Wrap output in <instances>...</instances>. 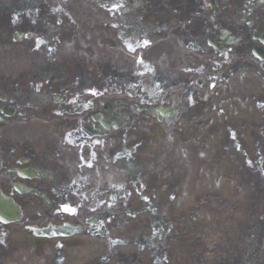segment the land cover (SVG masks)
Wrapping results in <instances>:
<instances>
[{
    "label": "flooded vegetation",
    "instance_id": "af4514ba",
    "mask_svg": "<svg viewBox=\"0 0 264 264\" xmlns=\"http://www.w3.org/2000/svg\"><path fill=\"white\" fill-rule=\"evenodd\" d=\"M86 1L67 0L64 10L55 5L60 0L23 2L30 16L15 25L0 22L1 44L29 52L35 43L33 50H41L23 69L11 72L0 64V190L21 211L20 223H0V264H170L163 244L166 236L178 234L191 246L187 256L175 248L176 263L194 264L191 255L205 250V238L213 232L205 230L202 215L190 219L195 213L188 202L161 207L156 197L153 206L138 204V238L124 239L129 218L124 219L119 199L127 198L125 188L146 173L140 159L154 166L161 156L143 148L135 152L136 144L127 148L125 136L220 135L221 124L237 134L255 133L262 118L251 107L246 118L239 111L217 117V98L202 99L211 73L215 81L230 82L236 74L264 71V42L258 39L264 11L257 10L264 0H250L257 3L248 13L224 7L223 0L213 17L196 0H91L113 3L109 10L116 14L88 9L80 23L77 15ZM221 29L228 34L218 41ZM189 52L196 57L189 58ZM135 54L142 59L135 60ZM159 105L175 110L172 127H140L143 116L159 121ZM12 119L22 128L8 125ZM37 119L46 121L41 130ZM263 127L264 122L262 133ZM63 137L73 147L69 155ZM87 160L94 174L84 170ZM153 189L147 181V193ZM28 225L41 235L32 237ZM48 228L52 234L46 236ZM60 230L70 236L59 237ZM246 254L238 251L227 264H246Z\"/></svg>",
    "mask_w": 264,
    "mask_h": 264
},
{
    "label": "rangeland",
    "instance_id": "374dc122",
    "mask_svg": "<svg viewBox=\"0 0 264 264\" xmlns=\"http://www.w3.org/2000/svg\"><path fill=\"white\" fill-rule=\"evenodd\" d=\"M93 5V4H92ZM94 6V5H93ZM88 7H91L92 8V6H88ZM20 16H25V14H21ZM165 50V49H164ZM25 56L27 55V54H24ZM20 57H21V55L19 56V58L18 59H20ZM14 58V55H12V54H5L4 55V59L5 60H8V61H10V60H13L14 62L13 63H8V64H20V62L21 61H17V59H13ZM23 64H26V61H23L22 62ZM149 123L152 125V124H154L155 123V119H151L150 121H149ZM172 146H175V144L173 143L172 144ZM168 149H169V147H167L165 144H163V151L159 148V146H157V150H158V152H159V154H162V152H164L165 154H167L168 153ZM189 155L190 156H192L193 155V153L190 151L189 152ZM189 169H196V167H191V166H189ZM204 169H208V167H204ZM204 175V177L205 178H207L206 176H205V173L203 174ZM201 180H202V178H201ZM203 181V180H202ZM260 181H262V180H260ZM209 186V184H204V187H208ZM223 207H225V205H223ZM261 215H264V208H263V210L261 211ZM258 221L255 219V224L253 225V226H251V229L252 228H254V227H257L258 226V223H257ZM243 237H244V239H245V241H244V245H245V251L247 252V254H246V256L244 257V259L245 258H252V256H253V253H254V249L253 248H255L256 246L254 245L255 243H256V234L255 233H251V234H245V235H243ZM262 251L263 250H261L260 251V254L262 253ZM243 259V260H244Z\"/></svg>",
    "mask_w": 264,
    "mask_h": 264
},
{
    "label": "bare ground",
    "instance_id": "6f19581e",
    "mask_svg": "<svg viewBox=\"0 0 264 264\" xmlns=\"http://www.w3.org/2000/svg\"><path fill=\"white\" fill-rule=\"evenodd\" d=\"M239 1H241V2H244L245 0H239ZM219 35L217 36V40L218 41H220V39H222V38H224L225 36H227V34H228V29H221L220 31H219Z\"/></svg>",
    "mask_w": 264,
    "mask_h": 264
},
{
    "label": "snow or ice",
    "instance_id": "6c2138e0",
    "mask_svg": "<svg viewBox=\"0 0 264 264\" xmlns=\"http://www.w3.org/2000/svg\"><path fill=\"white\" fill-rule=\"evenodd\" d=\"M113 7L115 8V7H118V6H117V5H114ZM63 210H64V211H68V212H73V213H74V211H75L74 209H70V208H68L67 206H64Z\"/></svg>",
    "mask_w": 264,
    "mask_h": 264
}]
</instances>
